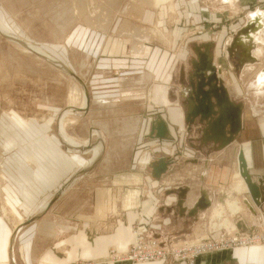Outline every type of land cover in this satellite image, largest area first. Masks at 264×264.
<instances>
[{"label":"rangeland","instance_id":"1","mask_svg":"<svg viewBox=\"0 0 264 264\" xmlns=\"http://www.w3.org/2000/svg\"><path fill=\"white\" fill-rule=\"evenodd\" d=\"M172 1H163L157 5L155 0H0L2 27L14 35L8 37L0 31V214L9 220L12 228L16 220L22 219L23 215L26 220L31 217L36 219L38 216H34L48 205H43V201L47 199L50 202L48 210L53 218L63 222L67 220L70 205H78L79 199L84 207L90 209L94 204L93 193L100 187H108L121 197L126 189L135 188L141 198L147 197L148 193L153 196L157 188H164L176 195L175 204L179 207L186 198L188 185L191 184L199 190L194 208L197 204H206L205 207H198L201 214L211 205V202L207 203L205 200L206 191L214 195V203L224 204L229 194L227 190L237 179L234 175L239 169L236 156L240 148H243L241 141L246 139L244 136L249 133L250 124L255 123L249 118V106L252 103L257 113L256 119H263V123H255L258 129L253 134L252 144L257 147L259 153L262 152L264 161V94L259 93L264 91V85L257 84L255 69L248 73L241 71L244 63L249 61L245 60L248 56L235 40L239 30L246 24L249 14L247 12L254 7H247L246 12L239 14L237 10L228 11L229 13L222 11L220 9L224 7L217 5L220 10L218 22L207 21L206 19L210 20L207 13L200 17V22L198 18L186 17L187 7L193 0H175V9L169 12L167 5ZM198 2L203 9L207 7L209 12L216 9V0ZM260 6L259 8L264 10V3ZM161 28L171 35V45L159 41L165 37ZM139 30L140 33L137 34ZM152 30L162 32V35H152ZM125 34L151 39L154 54L151 61L155 63L153 70L157 71L156 79L161 81L162 77L170 74L166 87L169 91L167 100L183 107L185 115L191 103L186 99L184 102L187 104L183 105L184 99L180 96V91L183 86L191 89L189 78L195 69L192 61L198 60V54L200 58H206L207 54L212 55L214 50L223 52V44L227 39L228 54H225V57L218 54L216 68L222 72L220 78L223 79L227 97L233 105L225 106L226 113L233 117L238 112L237 105H240V112L242 107L244 108L245 118L236 137L220 147V141H213L219 139L218 133L208 130L207 121H200L199 114L196 113L188 117L184 115L183 123H179V126L173 125L171 132L167 127L170 138L149 136L150 120L156 117L162 119L164 116L163 106L149 104L145 100L150 84L141 90L144 94L137 92L138 96L133 97L130 105L127 102L111 103L112 99L117 100L124 93L130 94L141 85L137 83L142 79L139 74L141 68L135 66L144 59L135 58L137 60L133 61L134 57L129 58L127 52L118 54L121 56L116 55L118 52L114 48L115 42L119 38L123 39ZM17 38L31 44L28 46L34 47L42 55H47L46 57L54 60V63L36 51L35 53L19 45ZM124 45L130 49L128 41L124 42ZM196 49L200 53L194 52ZM124 56L126 62L122 58ZM55 61L61 62L65 67L61 68ZM260 63L264 64V57L252 64L257 67ZM229 64L234 66L231 68ZM69 72L78 76L79 80ZM137 75L138 77H135ZM233 75L236 80L232 81ZM253 82L257 88H251ZM145 84L144 81L142 86ZM203 88L206 96L209 87ZM84 89L88 90L93 100L99 97L102 101L110 102L92 104L93 100L89 96L88 108L85 110ZM212 91L216 94L218 92ZM179 96L182 100L178 99ZM191 97H195L194 93ZM211 100L214 102L213 96ZM224 100L223 96L218 97L222 106ZM143 102L147 103L146 108L143 107ZM214 109L217 110V107ZM72 110L77 112L62 119V114H68ZM145 112L147 114L143 115ZM218 115L219 113H216L212 116L218 118ZM139 118L142 120L141 125ZM60 120H64L65 133L68 136L81 144L86 142L83 146L91 145V149L87 151L83 147H69L60 134ZM221 124H217L216 128L221 129ZM230 126L229 123L224 126L228 137ZM93 130L98 133L95 134ZM84 135L87 137L84 138ZM56 136L59 140L61 138V143ZM98 142H101L103 147L101 154L97 151ZM48 150L52 152V157ZM60 155L64 160V168L60 165L58 167L54 160L60 158ZM243 157L245 158L244 152ZM161 158L167 164L166 170L159 177H153L157 183L155 185V181L151 180L148 188L149 183L145 178L149 174L152 175L153 163ZM51 165L54 167L53 171L49 167ZM48 168L51 170V178L48 176ZM209 170H216L218 175L222 172V175L218 176V180H207L206 173ZM170 173H174L173 176ZM126 174L139 178L143 176V179L138 184L128 186L125 181L119 180ZM168 174L170 177L161 181V177ZM257 179L253 178L254 181ZM114 180L119 181L118 184ZM143 180H146L147 187ZM214 182L216 183L213 186ZM211 186L216 190L212 191ZM259 191L264 199V185L260 186ZM233 193L241 203L242 194L234 191ZM246 194L249 198V192L246 191ZM17 196L23 201H33L34 205L31 207V204H26L23 210H14L11 200ZM97 199L100 201V198ZM235 216L236 227L230 232L224 230L228 225L220 227V232H210L209 215L205 218L201 215L197 233L205 235L196 234V237L194 232H190L189 235L187 233L178 239L166 241L145 236V229L137 220L131 226L133 242L127 250L137 243L141 247L139 255L147 252V256H150L151 251L154 252L153 259L148 262H164L171 257L177 263L186 261L187 264H194L200 253L195 256L193 242L198 241V246H206L218 240V236L222 234L224 238L230 239L235 235L240 240V245L243 240L247 241L248 238L264 232L263 218L259 220L256 216H248L247 219ZM53 221L51 219V222ZM16 227L15 234L19 231V226ZM21 233L13 236L14 250L18 238L22 237ZM111 248L108 251L112 250ZM221 249L223 248L218 247L214 250ZM183 250L186 254H183ZM116 255L118 260L120 256L125 257L126 253ZM117 260L113 261L107 255L105 260L97 262L92 258L80 257L67 264H107L126 260L132 262L126 258Z\"/></svg>","mask_w":264,"mask_h":264},{"label":"crops","instance_id":"2","mask_svg":"<svg viewBox=\"0 0 264 264\" xmlns=\"http://www.w3.org/2000/svg\"><path fill=\"white\" fill-rule=\"evenodd\" d=\"M261 3H264V0H216V9H214L213 12H209L207 7L204 9L202 8V5H200L198 0H193L189 7H187L186 17L191 16L193 19L198 18L200 20V17H204L207 13L209 14L210 20H206L217 23L220 18V10H226V12H234L237 10L239 11V14H241L246 12L247 7H254L253 10L247 12V14H249L247 15L248 18L246 21V24H249L252 27L246 34H239L238 36L236 35L237 37H235L238 41L237 44L243 48V51H245L246 55L248 56V58H246L245 60L249 61L244 63L241 71L248 73L253 69H258L257 72L254 70V75L257 78V84L260 83L264 85V64L260 63L257 67H255V64H252L256 60H261V58L264 57V10L259 8L261 7ZM217 5L223 6L224 9L219 10L217 8ZM174 9L175 0H173L171 4L167 5V10L169 12H173ZM200 22H202V20H200ZM161 30L165 34V37L164 39H160L159 41H162L163 44H166L168 46L171 45V35L164 29L161 28ZM138 33H140V30L139 32H137V34ZM123 37V39L119 38L115 42L114 48H116V52H118L116 53V55L124 54L127 52L129 58L134 57L133 61L137 60L135 58L144 59L140 61V64L138 66L134 65L136 68H141L139 74H141L142 79L137 82L141 85L137 87V89H135L136 91H132L133 93H124L121 97L117 98V100L112 99L111 103L127 102V104L130 105L133 97L138 96L137 92L140 91V93L144 94V92L141 90L146 89L147 85L150 84L148 87L149 92L147 93L145 100H147V103L149 104H158L164 107V116H162V119L166 121L167 127L171 132L173 125L179 126V123H183L185 111L183 107H180V105H178V103H169V100H167L169 99V91L168 89H166V87L169 83L170 74L168 73L169 75L162 77L161 81H157V71L153 70V66H155V63H152L151 61L154 56V54H152V44H150L151 39L149 40L142 37H132L126 34L125 36L123 35ZM127 41L130 45L129 50L128 47L124 45V42ZM228 43L229 42L226 39V43L223 44V52H220V50H214V53L212 52L213 54L211 55V57H213V64L215 67H218V54H223L224 57L225 54H228V48L226 46V44ZM194 52H197V49L194 50ZM230 53L231 55H233L232 52ZM122 58L124 59V62H126V57L124 56ZM229 66L232 68V66L234 65L229 64ZM220 76L222 78V72L219 77ZM135 77H138V75ZM233 79L236 80L234 75L232 76V81ZM144 81L146 84L142 86ZM152 81L155 82L150 83ZM250 86L251 88L255 86L254 82ZM187 89V87L185 89V86H183L180 91V96L183 97L187 92ZM259 93L264 94V91ZM180 96L178 97V99L182 100ZM92 102V104H101V102L110 101H102L99 97H96V99H94ZM147 103L143 102V107H145ZM182 103L184 105V100ZM254 107L255 106L253 105V103L249 106V118H252V121H254L255 123L261 124L263 123V119H256L257 116L255 115L257 113ZM120 108H122V105L120 106ZM75 112L77 111L75 110ZM91 112L93 113L94 111ZM146 114L147 112L143 113V115ZM85 116L86 115H84V117ZM241 117L243 121V119L245 118L244 108L242 110ZM153 119L150 120L148 125L151 124ZM139 120L141 125V118H139ZM255 123L250 124L251 126L248 129L249 133L245 134L247 136H244L246 139H243L241 141L244 149H240L244 152L245 160L248 163V172L250 173L251 177L257 179L258 177H262L264 175V161L261 155L262 152L259 153L257 147L255 148V146L252 144V139L254 138L253 134H255L258 129ZM59 129L61 132V136L68 142V144H72L73 142L70 139L74 138L68 136L65 133V125H63V127L61 125V128ZM135 130H137L136 127ZM148 130L149 126L146 131L147 133ZM93 132L95 134L98 133V131L96 130H93ZM84 136V138L87 137L86 135ZM57 140H59L58 137ZM59 141V143L62 142L61 138ZM84 143L81 144L77 141L76 145L79 146L78 148H82ZM97 144L99 146L97 148V151L101 154L103 148L102 144L101 142H98ZM70 146L71 148H73L74 144ZM249 146L252 147L251 150ZM247 147L248 149H246ZM47 148L48 145H46V150ZM48 152L50 155L52 154L50 150H48ZM52 155L50 157H52ZM54 160L56 161V164H58V167L59 165L61 168L63 167L64 160L62 159V155H60V158H54ZM236 162H238L237 156ZM237 166H239V162ZM49 167H51L53 171L54 167L52 165ZM50 172L51 170L50 168H48V176H50ZM170 174L161 177V181H164V179L166 180ZM173 174L174 173H172L171 176H173ZM221 175L222 172H220V175H218V172L216 173V170H209L206 173V178H208L207 180L212 179L213 181L218 180V176ZM235 176L237 177V179L234 180L233 183H231V187L227 190L229 194L225 198L224 204L218 202L214 203L212 201L214 195L209 193V191L204 192L206 198L205 200L209 203L211 202L209 209L204 214L200 213V210L197 206L194 208L197 198L199 197V190L196 186L194 187L191 184L188 185L189 190L186 193V198L180 203L179 207L175 204L176 195L174 193H169L164 188H157L156 194H153V196L149 195L148 193L147 197L143 196L141 198L138 189L135 188L126 189L125 192H123V196L121 197L119 194H117V192H112V190L108 187L104 189L100 187V189H96L93 193L94 204H92L90 209L84 207V205L81 204L82 200L79 199L80 203L78 205H70L69 214L66 218L67 220H64L63 222L55 220V218H53V216L51 215L52 213H50V210H48V206L50 205L48 199L43 201L44 206L47 204L48 205L44 210L40 211L38 215L34 216H38L36 219L31 217L30 219L26 220L24 219L25 216L22 214L23 218H18V220H16L15 224L13 225V228L9 220L7 218H4L0 214V264H16L17 261V264H67L68 262L74 261L80 257L90 259L92 258L93 260H95V262L99 260H105V256H108V253L110 251H114L116 254L127 251L130 244L133 242L131 226L137 220L142 223L145 229V236H153L158 238L159 240L166 241L172 240L174 238L178 239L181 236L186 235L187 233L189 235L190 232H194L196 236V234H198L197 232L199 222L202 220L201 215H203L204 218L209 215V223L211 225L210 232L217 231L220 227H226V225H228L230 228L236 227V224L234 222L235 215L236 218L243 216L245 217V219H247L251 216H256L259 220H261L262 218L264 219V199H262L258 205L254 203L250 197H247L248 195L246 194V184L243 177L239 175V169L237 173H235L234 177ZM123 177V179L119 180L125 181V184H129L128 186L138 184L143 179V176L139 178L136 175L133 176V174H126ZM153 177L155 178V176L149 174L145 178L149 183L148 188H150L151 180L155 181V185L157 183V181L153 179ZM49 178H51V176ZM146 180L143 181L147 187ZM114 181L117 184L119 182L116 180ZM215 183L216 182L212 183V185L214 186ZM73 186H71V188H73ZM213 186H211L210 188L212 191L216 190V188H213ZM21 188L23 189V187ZM171 191H176V189H172ZM233 191L238 192L239 195L242 194L240 199L242 200L241 203L239 202L238 197L235 196ZM97 198H100V201ZM13 199L15 200L13 201ZM13 199L11 200V205L15 207L14 210L16 208L17 210H23L24 207H26V204H31V207L34 205L33 201H23V199L19 196L14 197ZM98 203L101 205H97ZM230 204H232V208ZM43 205L42 207H44ZM248 210L249 213H247ZM51 219L54 221L51 222ZM16 226H19V231L17 232V234H20L22 231V237L18 238L17 247L16 250H14L12 240H14L13 236L17 235L15 234L17 231ZM56 234H58V236H56ZM198 235L201 236L205 234L200 233ZM109 248H111L112 250L108 251ZM108 258L110 257L108 256ZM166 260L167 261L164 262H160L159 260L152 262L144 261L137 264H187L186 261L177 263L171 257H168ZM107 264L134 263L126 260L122 262ZM194 264H264V255L251 252L250 248H242V250H240L231 247L227 248L226 250H212L211 252L200 254L197 256Z\"/></svg>","mask_w":264,"mask_h":264},{"label":"water","instance_id":"3","mask_svg":"<svg viewBox=\"0 0 264 264\" xmlns=\"http://www.w3.org/2000/svg\"><path fill=\"white\" fill-rule=\"evenodd\" d=\"M249 26L250 25L246 24L241 30H239L238 35L246 34L248 30L250 29V27H252V26L250 27ZM236 37H235V40H236ZM205 47L207 49V45ZM197 53H200V52H198L197 50ZM192 63L195 69L193 73H191L190 78H189V87L191 89L188 92V98L191 104L189 105V108L186 112L185 117H188V115L193 116L195 115V113L199 114L200 121L202 122L207 121V124H208L207 129L215 134L218 133L219 139L218 140L214 139L213 141H220L221 142L220 147H223L224 145H226V143H228L229 141L233 140L236 137L235 135L236 133H238V129L241 127L240 105H237L238 112H236L233 117L229 116L226 113L225 106L226 105L233 106V105H232V102H230V100L227 97L228 95L226 93V89L223 86L221 80L218 79L216 76V72L212 64V57H210L207 54L206 58H200L198 54V60L197 61L193 60ZM204 86L209 87V90H207L206 92V96H205V92H203ZM212 90H217L218 95L215 93V91H212ZM85 92L87 93L86 90ZM192 93H194L195 95L194 98L191 97ZM209 93L210 95H208ZM211 96H213L214 102H212ZM220 96H223L225 99L224 100L225 103L223 106L221 105L220 102H218V97ZM215 106L217 107V110L214 109ZM216 113H219V115L217 116L218 118H214L212 116L213 114H216ZM190 121L192 122V119H190ZM220 123H222L220 125L222 126L221 129H219L218 127L216 128L217 124H220ZM228 123L231 125L230 129L227 131L230 134L229 137L226 136V132L224 128V126ZM148 134L151 137H159V138H163V137L170 138L171 137V135L168 132L167 125L164 119H161L159 117H156L154 118V120H152ZM237 161L239 162V173L241 177H243L244 179V182L247 187V192H249L250 198L253 200V202L258 205L262 200L259 189H260V186L264 185V175L262 177H258L257 181L253 180L250 173L248 172L247 164L244 160L242 150H240L239 154L237 155ZM153 167H154V170H153L152 175L155 177H159L161 173L166 170L167 164L165 160L161 158L155 161V163H153ZM197 205H196L197 207H201V208L206 206L205 203L202 206H199L200 204H197Z\"/></svg>","mask_w":264,"mask_h":264},{"label":"bare ground","instance_id":"4","mask_svg":"<svg viewBox=\"0 0 264 264\" xmlns=\"http://www.w3.org/2000/svg\"><path fill=\"white\" fill-rule=\"evenodd\" d=\"M163 1H168V0H155V3L158 5L160 2H163ZM156 5V6H157ZM249 25V24H248ZM251 26V25H250ZM249 26V27H250ZM251 28V27H250ZM0 31L2 32V33H4L6 36H14L12 33H10V32H7V29H4L3 27H2V24H1V21H0ZM249 31V30H248ZM151 33H152V35H154V34H158V36H160V35H162L161 33L162 32H158V31H156V30H152L151 31ZM141 36H143V35H141ZM17 42L19 43V45H21V46H23L24 48L26 47V48H29V49H31L32 51H36L37 53H39L38 52V50H35V48L34 47H29L31 44H29L28 42H23L21 39H19V38H17ZM29 45V46H28ZM35 52V53H36ZM41 56H43L44 58L47 56V55H42L41 53H39ZM210 57H211V55H209ZM45 59H47V60H49L50 62H52V63H54V60H52L51 58H48V57H46ZM55 62H57V61H55ZM57 64L61 67V68H64L65 66L61 63V62H57ZM212 64H213V57H212ZM213 66H214V64H213ZM214 69H215V72H216V76H217V78L218 79H220L221 80V82L223 83V79H221L220 77H219V75L221 74V72H220V70L219 69H217L215 66H214ZM70 73V72H69ZM70 75H72V76H74V74L72 73H70ZM74 77H76V76H74ZM78 77V76H77ZM76 77V78H77ZM78 79V78H77ZM79 80V79H78ZM223 86H225L224 85V83H223ZM188 88V87H187ZM186 89V88H185ZM227 89V88H226ZM188 91L184 94V96H183V98H184V101L187 99L188 101H189V98H188V92L190 91V89L188 88L187 89ZM86 91H87V89H86ZM186 103V102H185ZM88 104H89V92L87 91V93H85L84 92V109L86 110L87 108H88ZM187 104V103H186ZM242 107V106H241ZM242 110H243V107H242V109H241V113H242ZM70 113V114H69ZM68 114H62L61 115V117H62V119H63V117L64 116H67V115H72V114H75L76 112L75 111H72V112H69ZM69 117H71V116H69ZM241 117V116H240ZM241 122H242V117H241ZM72 123V122H71ZM60 125H65V122L63 121V120H60ZM100 135V134H99ZM100 137V136H99ZM73 143L72 144H70L69 143V147H71L70 145H73L74 144V148H78L79 146L78 145H76V143H77V141L75 140V139H70ZM86 143V142H85ZM85 143H84V145H85ZM83 148H85V150L87 149V151H88V149L91 147V145H88V146H82ZM70 149V148H69ZM91 149V148H90ZM243 152V151H242ZM96 154V153H95ZM94 154V155H95ZM95 157H96V155H95ZM244 160H245V158H244ZM245 162H246V160H245ZM247 163V162H246ZM86 164V163H85ZM247 167H248V163H247ZM239 175H240V173H239ZM241 176V175H240ZM247 188V187H246ZM229 203V202H228ZM231 203V202H230ZM233 204H234V201H233ZM230 206H231V208H232V204H230ZM236 209V208H235ZM224 230L227 232V230L230 232V231H232V230H235V228H229V227H226V228H224ZM211 232H220V231H211ZM261 233H259V234H257V235H260ZM197 237V236H196ZM199 237V236H198ZM203 238V237H202ZM201 238V239H202ZM199 240H200V238H198ZM203 239H206V238H203ZM218 239L220 240V237L218 236ZM218 240V241H219ZM194 243V246H195V248H197V247H199L198 246V241H196V242H193ZM233 248H235V249H240V250H242V248H244V249H246V248H250V250H251V252H255L256 254L257 253H259V254H262V255H264V243L263 244H261V242H259L258 241V239H256V241H253V242H250V243H248V244H242V245H239V247H237V246H232ZM212 250H214L213 248H201L200 249V252H198V253H200V254H204V253H207V252H211ZM127 252V251H126ZM116 255V253L114 252V251H110L109 253H108V256L110 257V258H113L114 256ZM144 262V261H143ZM92 264H95V262H93Z\"/></svg>","mask_w":264,"mask_h":264},{"label":"built area","instance_id":"5","mask_svg":"<svg viewBox=\"0 0 264 264\" xmlns=\"http://www.w3.org/2000/svg\"><path fill=\"white\" fill-rule=\"evenodd\" d=\"M219 237H220V240L219 239H218L219 241L218 240H214L215 242H213L212 244H209V245H206V246H204V245L201 246L202 244H200L199 247H197V248L193 247V248H195V249H193L195 251L194 254H196L195 256H197L198 252H200V249L202 247L203 248H213V249L220 247V248L225 249L227 247L239 246L238 243H239L240 240L238 239V237H235V235L231 236V239L227 238V237L224 238L222 236V234ZM256 239H258V241L261 242V244H263L264 243V232H262L260 235L253 236L251 239L248 238L247 241L243 240L242 244H248L250 242L256 241ZM242 244H240V245H242ZM139 247L140 246H138L137 243H134L133 247H130L131 252H129L130 250L129 251L127 250V252H125L126 253L125 257H121L120 256V257H118V260H120L121 258H126V259L131 260L132 262H135V263L136 262H143V261H151L153 259V257H154V252L151 251L150 256H147L148 255V254H146L147 252L144 253L146 255H144V254L139 255L141 253L140 252V248L141 247L140 248ZM184 250H187V249H184ZM184 250H183V254H186V251H184ZM158 254H160V252H158ZM117 256L118 255H115L112 258L113 261L117 260L116 259ZM184 258H185V256H184Z\"/></svg>","mask_w":264,"mask_h":264}]
</instances>
